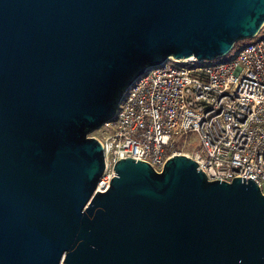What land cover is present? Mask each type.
<instances>
[{"label":"water","instance_id":"obj_1","mask_svg":"<svg viewBox=\"0 0 264 264\" xmlns=\"http://www.w3.org/2000/svg\"><path fill=\"white\" fill-rule=\"evenodd\" d=\"M264 0H0V264H264V194L183 154L113 165L100 142L126 90L169 59L212 61Z\"/></svg>","mask_w":264,"mask_h":264},{"label":"built area","instance_id":"obj_2","mask_svg":"<svg viewBox=\"0 0 264 264\" xmlns=\"http://www.w3.org/2000/svg\"><path fill=\"white\" fill-rule=\"evenodd\" d=\"M101 127L94 138L105 169L94 192L108 188L116 161H143L159 172L169 157L183 154L177 142L193 138L192 159L208 181L250 178L264 194V34L225 61L169 59L148 70Z\"/></svg>","mask_w":264,"mask_h":264},{"label":"rangeland","instance_id":"obj_3","mask_svg":"<svg viewBox=\"0 0 264 264\" xmlns=\"http://www.w3.org/2000/svg\"><path fill=\"white\" fill-rule=\"evenodd\" d=\"M246 41H247V39L246 40L238 41L235 44L234 50H233V52L230 55L224 56V57H221V58L215 59V60H219V61H225V60H227L229 57H231L232 55H234V53L237 51L239 45L242 44V43H245ZM88 136H90V137H97V138L98 137H101V131L99 129H96L93 132H91ZM191 137H193V135H191ZM175 151L176 152H179V153L187 154L191 158L194 157V154H195V151H196V144L194 142V139L193 138H188V141H187V144L186 145L184 143V140L183 139H180L177 142V146L175 148Z\"/></svg>","mask_w":264,"mask_h":264},{"label":"bare ground","instance_id":"obj_4","mask_svg":"<svg viewBox=\"0 0 264 264\" xmlns=\"http://www.w3.org/2000/svg\"><path fill=\"white\" fill-rule=\"evenodd\" d=\"M264 34V23L262 24L260 30L257 32V35H263ZM100 131H102V127L99 128Z\"/></svg>","mask_w":264,"mask_h":264}]
</instances>
